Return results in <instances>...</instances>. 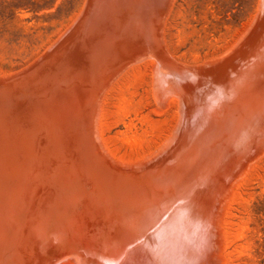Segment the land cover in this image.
<instances>
[{
	"label": "rangeland",
	"instance_id": "obj_1",
	"mask_svg": "<svg viewBox=\"0 0 264 264\" xmlns=\"http://www.w3.org/2000/svg\"><path fill=\"white\" fill-rule=\"evenodd\" d=\"M89 1L0 0V77L37 60L60 96L56 165L38 174L0 264H264V0ZM107 36L130 52L103 53ZM236 99L253 128L232 121L247 108ZM226 119L259 135L240 126L249 139L232 142Z\"/></svg>",
	"mask_w": 264,
	"mask_h": 264
},
{
	"label": "water",
	"instance_id": "obj_2",
	"mask_svg": "<svg viewBox=\"0 0 264 264\" xmlns=\"http://www.w3.org/2000/svg\"><path fill=\"white\" fill-rule=\"evenodd\" d=\"M60 96L39 62L0 77V256L11 244L38 174L54 165Z\"/></svg>",
	"mask_w": 264,
	"mask_h": 264
},
{
	"label": "bare ground",
	"instance_id": "obj_3",
	"mask_svg": "<svg viewBox=\"0 0 264 264\" xmlns=\"http://www.w3.org/2000/svg\"><path fill=\"white\" fill-rule=\"evenodd\" d=\"M96 1H98V0H96ZM96 1H95V2H96ZM113 1H114V0H113ZM115 1H116V0H115ZM136 1H137V0H136ZM143 1H144V5H145V4H148V2H149L150 4L153 3V1H152V2L147 1V0H143ZM143 1H142V2H143ZM167 1H168V0H167ZM88 2H90V1L88 0ZM117 2H118V1H117ZM129 2H130V0H129ZM134 2H135V1H134ZM157 2H158L157 4H159V3H161L162 1L158 0ZM140 3H141V1L139 2V4H140ZM89 4H90V6L93 5V4H91V3H89ZM89 4H88V5H89ZM98 4H100V3H97L96 5H98ZM154 4L156 5V7H157V9H158V6H159V5H157V4L155 3V0H154L153 5H154ZM86 5H87V4H86ZM96 5H95V6H96ZM148 5H149V4H148ZM95 6H94V7H95ZM119 6H120V5H119ZM132 6H133V5H132ZM142 6H143V4H142ZM160 6H161V4H160ZM160 6H159V7H160ZM97 7H98V6H97ZM120 7H121V6H120ZM156 7L154 6L153 8H155V9H152V11L154 10V12H155ZM126 8H127V7H126ZM129 8H131V7H129ZM133 8H134V7H133ZM135 8H136V7H135ZM135 8H134V9H135ZM137 8H138V7H137ZM140 8H141V7H140ZM89 9H90V8H89ZM92 9H93V7H92ZM131 9H132V8H131ZM138 9H139V8H138ZM94 10L97 11V9H95V8H94ZM94 10H93V11H94ZM128 10H129V9H128ZM132 10H133V9H132ZM89 11H90V10H89ZM122 11H123V10H122ZM129 11H130V10H129ZM126 12H128V11H126ZM130 12H131V11H130ZM135 12L137 13V11H135ZM163 12H164V11H163ZM163 12H162V13H163ZM121 13H122V12H121ZM128 13H129V12H128ZM139 13H140V12H139ZM160 13H161V12H160ZM123 15H124V13H123ZM130 15H131V14H130ZM120 16H121V15H120ZM135 16H136V15H135ZM135 16H134V18H135ZM137 16H138V15H137ZM118 17H119V16H118ZM149 17H150V16H149ZM120 18H121V17H120ZM125 18H127V17H125ZM137 19H138V18H137ZM140 19H141V18H140ZM149 19H150V18H149ZM128 20H129V19H128ZM124 21H125V20H124ZM131 21H132V20H131ZM131 21H130V24H131ZM87 22H88V21H87ZM121 22H122V21H121ZM121 22H120V23H121ZM127 22H128V21H127ZM127 22H126V23H127ZM150 22H153V21L150 20ZM120 23H118V24H120ZM124 23H125V22H124ZM126 23H125L124 25H127ZM133 23H134V21H133ZM138 23H139V22H138ZM153 23H156V22H153ZM130 24H129V25H130ZM78 25H79V24H78ZM131 25L133 26V24H131ZM153 25H155V24H153ZM127 26H128V25H127ZM76 27H77V26H76ZM113 27H114V26H113ZM122 27H123V26H122ZM124 27H126V26H124ZM130 27H131V26H130ZM136 27H137V26H136ZM139 27H140V26H139ZM142 27H143V26H142ZM150 27H151V26H150ZM150 27H149V28H150ZM126 29H128V28H126ZM139 29H141V28H139ZM129 30H131V28H129ZM135 30H136V29H135ZM120 31H121V30H120ZM126 31H127V30H126ZM141 31H142V30H141ZM146 31H147V30H146ZM121 32H122V31H121ZM124 32H125V31H124ZM132 32H133V31H132ZM138 32H139V31H138ZM144 33H145V30H144ZM144 33H143V34H144ZM71 34H72V33H71ZM71 34H70V35H71ZM113 34H114V33H113ZM125 34H127V33H125ZM129 34H130V33H129ZM145 34H146V33H145ZM149 34H150V33H149ZM151 34H153V33H151ZM122 35H124V33H123ZM136 35H137V34H136ZM136 35H135V36H136ZM140 35H141V34H140ZM146 35L148 36V34H146ZM146 35H145V36H146ZM155 35H156V34H155ZM155 35H153V37H154ZM120 36H121V35H120ZM143 36H144V35H143ZM143 36H142V37H143ZM145 36H144L143 38H145ZM70 37H71V36H70ZM107 37L110 38V36H107ZM117 37H118V36H117ZM130 37H131V35H130ZM140 37H141V36H140ZM151 37H152V36H150V37H146L147 39L143 40V43H144V41L146 42V41L148 40V38H150V42H152L153 40H151ZM155 37H156V36H155ZM131 38H132V37H131ZM135 38H138V36H136ZM143 38H142V39H143ZM154 39H155V38H154ZM156 39H157V38H156ZM156 39H155V42H156ZM67 40H68V39H67ZM108 40H109L110 42H111V41H112V42H111V44H106V45H104L103 47H101V50L103 51V53H105L106 51H109V50H111V49H112V53H113V49H114V53L117 52L119 55L124 54L123 52H122L121 54H120L119 52H121L122 49L124 50V48H125V50H126V46H127V44L124 45L125 43L123 44V43H122L123 41L118 40V39L115 38L114 36H111V38L108 39ZM123 40H124V39H123ZM157 40H158V39H157ZM161 40H162V39H161ZM161 40H160V41H161ZM127 41H128V40H127ZM127 41H126V42H127ZM137 41H138V39H137ZM139 41L142 42L141 40H139ZM260 41H261V40H260ZM260 41H259V43H260ZM130 42H131V48H132L133 46H132V41H131V39H130ZM130 42H129V43H130ZM158 42H159V41H158ZM158 42H156V43H158ZM161 42H162V41H161ZM261 42H262V41H261ZM259 43H258V44H259ZM70 44H71V43H70ZM145 44H146V43H145ZM159 44L161 45L160 42H159ZM159 44H158L157 46H159ZM162 44H164V43H162ZM260 44H261V43H260ZM63 45H65V44H62V46H63ZM128 45H129V44H128ZM135 45H136V46H139L137 43H136ZM140 45H141V44H140ZM149 45L151 46L152 44H149V43L146 44V46H148V48H150ZM263 45H264V44H263ZM62 46H61V47H62ZM123 46H124V48H123ZM142 46H143V45H142ZM146 46H145V47H146ZM259 46H260V45H259ZM58 47H60V46H58ZM61 47H60V48H61ZM165 47H166V46H165ZM60 48H59V49H60ZM65 48L68 49V47H65ZM91 48H92V47H91ZM94 48H95V47H94ZM138 48H140V47H138ZM138 48H137V49H138ZM154 48H155V47H154ZM160 48H161V46H160ZM259 48H261V46H260ZM92 49H93V48H92ZM92 49H91L90 51H93V52L90 54L89 61H88L89 66H90V70L88 71V73H89L88 75H89V76L91 75L90 72H92V63H93V61H94V58H96V55H97V54H98V56H99V54H100V52H98L99 50H98L97 48H95L94 50H92ZM133 49L135 50L136 48H133ZM152 49H153V48H152ZM165 49H166V48H165ZM254 49H256V48H254ZM56 50H57V49H56ZM65 50H66V49H65ZM120 50H121V51H120ZM125 50H124V52H125L126 54H127V52H130V50L128 51V49H127V52H126ZM156 50H157V49H156ZM159 50H160V49H159ZM258 50H259V49H258ZM132 51H133V50H132ZM142 51H143V48H142ZM151 51H152V50H151ZM161 51H162V50H161ZM256 52H257V54H258V51H256ZM256 52H254V55H256V54H255ZM89 53H90V52H89ZM152 53H153V52H152ZM157 53H158V52H157ZM160 53H161V52H160ZM160 53H159V54H160ZM166 53H167V52H166ZM166 53H163V52H162V56H161V54H160V57H159V56H156V58L159 57V58L161 59V57H166V56H168ZM118 54H117V55H118ZM137 54H138V53H137ZM153 54L155 55L156 53L154 52ZM159 54H158V55H159ZM163 54H166V55H163ZM247 54H248V53H247ZM262 54L264 55V52H263ZM87 55H88V54H87ZM142 55H144V54H142ZM256 56H257V55H256ZM48 57H49V56H48ZM259 57H260V56H259ZM259 57L257 58V60L254 59L255 57H254V58L252 57V58H253L254 60H256V61H259V60H258ZM261 57H262V56H261ZM167 58H168V57H167ZM167 58H166V59H167ZM242 58H243V57H242ZM246 58H247V57H246ZM87 59H88V58H87ZM161 60H163V59H161ZM168 60H170V59H167V62H168ZM244 60H245V59H244ZM44 61H45V60H44ZM122 61H123V60H122ZM171 61H172V60H171ZM256 61H255V62H256ZM167 62H166V63H167ZM86 63H87V62H86ZM88 63H87V65H88ZM163 63H164V62H163ZM168 63H169V62H168ZM80 64H81V67H82V63H80ZM176 64H177V63H176ZM176 64H175V65H176ZM41 65H42V64H41ZM78 65H79V64H78ZM165 65H166V64H165ZM173 65H174V64H173ZM178 65L180 66L181 64H178ZM178 65L172 67L171 64H170V66L172 67V69L175 68V67L178 68ZM242 65H243V64H242ZM242 65H241V66H242ZM244 65H245V64H244ZM76 66H77V65H76ZM160 66H161V65H160ZM167 66H168V65H167ZM181 66H182V65H181ZM251 66H252V64H250V67H251ZM79 67H80V66H79ZM83 67H84V66H83ZM167 68H169V66H168ZM183 68H184V67H183ZM183 68H179V69H183ZM251 68H252V67H251ZM251 68H249V69H250V70L255 69V68H253V69H251ZM172 69H171V68L167 69V70H168V71H167L168 74L170 73V71H172ZM184 69H185V68H184ZM238 69H239V68H238ZM238 69H237L236 72H238ZM241 69H242V67H241ZM249 69H247V71H248ZM80 70H81V69H80ZM169 70H170V71H169ZM235 70H236V67H235ZM243 70H244V69H243ZM250 70H249V71H250ZM256 70H257V69H256ZM173 71H174V69H173ZM244 71H246V70H244ZM244 71H242V72H240V73L243 74ZM263 71H264V70H263ZM83 72H84V71H83ZM184 72H185V71H184ZM190 72H191V71H190ZM251 72H252V71H251ZM186 73H187V72H186ZM244 73H245V72H244ZM246 73H247V72H246ZM253 73H255V72H253ZM170 74H174V73L171 72ZM178 74H179V73H178ZM180 74H181V73H180ZM190 74H191V73H190ZM88 75H87V76H88ZM175 75H176V73L174 74V76H175ZM182 75H183V74H182ZM188 75H189V74H188ZM248 75H249V74H248ZM177 76H178V75H177ZM183 76H184V75H183ZM185 76L188 77L187 75H185ZM189 76H190V75H189ZM207 76H208V75H207ZM207 76H206V77H207ZM214 76H215V75H214ZM253 76H254V75H253ZM180 77H181V75H180ZM192 77H193V75H192ZM200 77H201V79H202V76H200ZM206 77H204V79H205ZM247 77H248V76H247ZM178 78H179V77H178ZM190 78H191V76H190ZM193 78H194V77H193ZM193 78H192V79H193ZM221 78H222V77H221ZM240 78H241V77H240ZM87 79H88V78H87ZM185 79H186V78H185ZM194 79H195V78H194ZM223 80H224V79H223ZM227 80H228V79H227ZM229 80H230V78H229ZM234 80H235V79H234ZM237 80H240V79H237ZM187 81H189V77H188V80H187ZM197 81H198V80H197ZM214 81H215V80H214ZM230 81H231V80H230ZM190 82H192L191 79H190ZM210 82H212V81H210ZM216 82H217V81H216ZM220 82H221V81H220ZM220 82L218 81L217 83H218V84H221ZM222 82H223V81H222ZM226 82H227V81H226ZM232 82L234 83V82H236V81H232ZM194 83H195V82H194ZM206 84H207V83H206ZM208 84H209V82H208ZM222 84H223V83H222ZM222 84H221V85H222ZM231 84H232V83H231ZM198 85H199V84H198ZM201 85H202V84H201ZM212 85H213V84H212ZM221 85H220V86H221ZM226 85H227V84L225 83V86H226ZM238 85H239V83H238ZM97 86H98V85H97ZM223 86H224V84H223ZM228 86H229V85H228ZM232 86H233V85H232ZM237 88H238V87H237ZM216 89H217V86H216ZM219 89H221V88H219ZM222 89H223V88H222ZM222 89H221V90H222ZM207 90H208V89H207ZM210 90H211V89H210ZM239 90H240V89H239ZM89 91H90V90H89ZM96 91H97V89H96ZM96 91H95V92H96ZM213 91H214V90H213ZM216 91H217V90H216ZM219 91H220V90H219ZM95 92H94V93H95ZM211 92H212V91H211ZM211 92H210V94H208V95L211 96V94H212ZM217 92H218V91H217ZM91 94H92V92H91ZM203 94H204V93H203ZM81 95H82V93H81ZM94 95H95V94H94ZM189 95H190V94H189ZM228 95H229V94H228ZM82 96H83V95H82ZM89 96H90V95H89ZM92 96H93V94H92ZM226 96H227V95H226ZM226 96H225V98H226ZM235 96H236V95H234L233 97H235ZM238 96H239V95H238ZM202 97H203V96H202ZM231 97H232V96H231ZM241 97H242V96H241ZM77 98H78V97H77ZM85 98H86V97H85ZM92 98H93V97H92ZM212 98H213V97H212ZM212 98H211V99H212ZM216 98H217V97H216ZM218 98H219V94H218ZM221 98H222V97H221ZM228 98H229V97H228ZM239 98H240V96H239ZM239 98H238V99H239ZM244 98H247V97H244ZM90 99H91V98H90ZM231 99H233V98H231ZM238 99H236V100H238ZM205 100H206V98H205ZM212 100H213V99H212ZM225 100H226V99H225ZM227 100H228V102H229L230 99H227ZM227 100H226V101H227ZM241 100H244V99H241ZM246 100H247V99H246ZM207 101H208L207 103H209V102L211 103V102H212V101H210V100H207ZM234 101H235V100H234ZM238 101H240V100H238ZM202 102H203V101H202ZM230 102H232V101L230 100ZM230 102H229V104H230ZM203 103L206 104L205 102H203ZM222 103H223V102H222ZM224 103H225V102H224ZM235 103H236V102H235ZM239 103H241V104H242V103L245 104V101H244V102H241V101H240V102H238V104H239ZM263 103H264V102H263ZM263 103H261V104H262V106L264 107V104H263ZM83 104H84V103H83ZM83 104H82V105H83ZM212 104H215V100H214V103H212ZM218 104H219V102H218ZM229 104H222V105H226L227 107L230 106V108H231V106H233V105H229ZM246 104H247V101H246ZM246 104H245V106H247V108L243 105V106L246 108L245 111H243L244 108L242 107V108H243V109H242V111H243L242 114H241V110L238 111V110H239L238 107H237V109H235V110H237L238 112H240L239 115L241 114V115H242V118H241V120H239L240 118L238 119V118L236 117L238 120H236V119H232V121L234 120L233 122H237V121H241V122H242V120H245V119L247 118V115H249L248 113H250V112L248 111V110H249V106L246 105ZM206 105H208V104H206ZM216 105H217V103H216ZM222 105H221V106H222ZM209 106H210V104H209ZM217 106H218V105H217ZM221 106H220V107H221ZM234 106H236V105H234ZM238 106L241 107V105H238ZM262 106H260V109H261L262 111H260L259 108H258L259 110H258V109L256 110V112L259 111V113L257 112V114H259L260 117H263V116H264V115L262 116V113L264 112V109L261 108ZM190 107H191V106H190ZM200 107H202V106H200ZM210 107H211V106H210ZM210 107H209V108H210ZM212 107H213V106H212ZM215 107H216V106H215ZM220 107H219V108H220ZM222 107H223V106H222ZM257 107H258V105H257ZM257 107H256V108H257ZM207 108H208V107H207ZM223 108H224V107H223ZM251 108H252V107H251ZM201 109H202V108H201ZM203 109H204V108H203ZM205 109H206V108H205ZM205 109H204L203 111H205ZM217 109H218V108H217ZM224 109L226 110V108H224ZM224 109L220 108L219 111H222V110H224ZM233 109H234V108H233ZM253 109H254V110H252V111H255V108H253ZM229 110H231V109H228V112H229ZM235 110H234V111H235ZM209 111H210V110H209ZM206 112H207V109H206ZM230 112H231L230 114H232V110H231ZM238 112H237V113H238ZM256 112H255V113H256ZM260 112H261V114H260ZM208 113H209V112H208ZM208 113H207V114H208ZM211 113H212V112H211ZM218 113H219V112H218ZM218 113H216V111H215V113L212 114V115L216 116L215 114H218ZM221 113H222V112H221ZM224 113H225V112L223 111V113L221 114V116H223ZM226 113H227V112H226ZM237 113H234V112H233L232 116H233V115L236 116ZM243 113L246 114V116L243 115ZM255 113H254V115H252V116H253V119H254V116H255V117L257 116V115H255ZM190 114H191V113H190ZM207 114H206V115H207ZM230 114H229V115H230ZM202 115H203V114H202ZM212 115H210V116H212ZM229 115H228V116H229ZM230 116H231V115H230ZM232 116H231V117H232ZM250 116H251V115L248 116V117H249V118H248L249 120H248L247 122H245L247 125H248L249 122H251ZM204 117H205V114H204L203 118H204ZM207 117H209V116H207ZM218 117H219L218 119L221 118L220 115H218ZM257 117H259V116H257ZM186 118H187V117H186ZM203 118H201L200 121H202ZM210 118H211V117H210ZM212 118H213V117H212ZM223 118H224V116H223ZM251 118H252V117H251ZM204 119H205V118H204ZM204 119H203V120H204ZM216 119H217V118H215V122H219V120L217 119L218 121H216ZM229 119L231 120V118H229ZM262 119H263V118H262ZM188 120H189V118H188ZM206 120H207V119H206ZM210 120H211V119H210ZM210 120H208V122H210ZM220 120H221V119H220ZM224 120H225V119H224ZM224 120H223V121H224ZM230 120H227V119H226V122H227V123L229 122V125H228L227 123H225V121H224V123H225L226 125H225L224 123H223V124L226 126V127L224 126L225 128L229 127V129L232 131V133H231V131L228 132V131H229L228 128H227L226 130H225V128H221L222 130L224 129L223 132H226L228 135H226V134H224V133H223V134H224L225 136H229V133L232 134V135H231V137L233 136V138H232L233 141H232V142H235V140L238 139L237 143L240 144V143H242V141H241V140H243L242 138H245V141L247 142V140L249 139L248 136L250 135V134L248 135L247 133H248V132L251 133V132H252V129H251V128L248 129V132L245 131V129H247L246 127H248V126H246V125L243 123V122H244V121H243V122H242V123H243L242 125H245V127H244V126H241V124L239 123L238 125H240L241 128H240V126H239V127L235 128V130H236V131H235V130L232 128V127H233V122H231ZM235 120H236V121H235ZM204 121H205V120H204ZM204 121H203V122H204ZM245 121H246V120H245ZM252 121H253V120H252ZM260 121H261V120H260ZM260 121H259V122H260ZM263 121H264V120H262V122H263ZM191 122H192V121H191ZM198 122H199V121H198ZM203 122H202V123H203ZM208 122H206V123H208ZM212 122H213V120H212ZM230 122H231V123H230ZM210 123H211V122H210ZM237 123H238V122H237ZM200 124H201V123H198V125H200ZM211 124H212V123H211ZM216 124H217V123H216ZM216 124H215L214 126H217ZM218 124H219V123H218ZM220 124H221V122H220ZM252 124H253V122H252ZM198 125H197V126H198ZM203 125H204V124H203ZM212 125H213V124H212ZM221 125H222V124H221ZM227 125H228V126H227ZM231 125H232V126H231ZM238 125L234 123V126H238ZM249 125H250V123H249ZM96 126H97V125H96ZM187 126H188V124H187ZM187 126H186V127H187ZM210 126H211V125H210ZM250 126L252 127V125H250ZM188 127H189V126H188ZM188 127H187V128H188ZM199 127H200V126H199ZM202 127H203V126H202ZM221 127H222V126H221ZM243 127L245 128L244 131H243ZM203 128H204V127H203ZM209 128H210V127H208V125H207V128H206V126H205V130H206V129L209 130ZM216 128H217V127H214L213 129L215 130ZM218 128H219V126H218ZM218 128H217V129H218ZM231 128H232L233 130H232ZM239 128H240L241 130H240ZM252 128H253V127H252ZM254 128H255V127H254ZM260 128H261V124H260ZM196 129H198V128H196ZM200 129H201V128H200ZM238 129H239V131H241V132H242V131L245 132L246 135H248V136L246 137V135H244V133L242 134V133H240L239 131H237ZM257 129L259 130V128H257V127L255 128V130L257 131V133L253 130V132L251 133V135H253L254 132H255V133L257 134V136H258V135H259L258 133H259L260 130L258 131ZM198 130H199V129H198ZM211 130H212V128H211ZM211 130H209V131H211ZM214 130H212V131H214ZM227 130H228V131H227ZM98 131H99V130H98ZM185 131H186V130H183L184 133H185ZM202 131H203V129H202ZM202 131H201V132H202ZM219 131L222 132L221 130H219ZM219 131H218V132H219ZM233 131H234V133H236V134H233ZM207 132H208V131H206V133H207ZM214 132H217V131H214ZM202 133H203V132H202ZM209 133H210V132H209ZM239 133H240V135H239ZM212 134H213V133H212ZM214 134H215V133H214ZM219 134H220V133H219ZM219 134H218L217 138L219 137ZM221 134H222V133H221ZM221 134H220V139H219V141H221V137H224V135H223V134L221 135ZM256 134H254V135L256 136ZM198 135H199V134H198ZM198 135H197V137H198ZM202 135H203V134H202ZM204 135H205V134H204ZM209 135H210V134H209ZM234 135H236L237 138H236ZM238 135L241 136V139H240V137H238ZM242 135H243L244 137H243ZM205 136H207V135H205ZM210 136H212V135H210ZM215 136H216V135H215ZM200 137H201V136H200ZM229 137H230V136H229ZM249 137H251V136H249ZM198 139H199V138H198ZM215 139H216V138H215ZM246 139H247V140H246ZM239 140L241 141L240 143H239ZM203 141H204V140H203ZM245 141L243 142L244 144H245ZM249 141H250V140H249ZM213 142H214V141H213ZM213 142H212V143H213ZM215 142H217V141H215ZM215 142H214V144H215ZM232 142H231V143H232ZM205 143H206V142H205ZM207 143H208V142H207ZM225 144H226V143H225ZM249 144H250V143H249ZM173 145H174V144H173ZM194 146H195V145H194ZM202 146H203V145H202ZM213 146H214V145H213ZM233 146H235V144H234ZM211 147H212V145H211ZM231 147H232V146H231ZM235 147L238 148V146H235ZM235 147H232V149L235 148ZM239 147H240V149H242L241 147H243V146L241 145V146H239ZM237 148H236V153L239 151V150L237 151ZM247 148H248V147H247ZM171 149H172V148H171ZM210 149H212V148H210ZM229 150H231V149H228V152H229ZM214 151H215V150H214ZM231 152H232V150H231ZM102 153H103V152H102ZM197 154H198V153H197ZM199 154H201V153H199ZM209 154H210V153H209ZM173 155H174V154H173ZM173 155H172V156H173ZM204 155H205V154H203L202 156H204ZM210 155H211V154H210ZM212 155H213V154H212ZM233 155H234V153H233ZM202 156H201V157H202ZM174 157H175V155H174ZM207 157H208V156H207ZM232 157H233V156H232ZM203 158H204V157H203ZM205 158H206V157H205ZM217 159H218V157H217ZM199 160H200V159H199ZM208 160H209V159H208ZM195 161H197V160H195ZM209 161H210V160H209ZM214 161H215V160H214ZM198 162H199V161H198ZM206 162H207V161H206ZM206 162H204V163H206ZM230 162H231V161H230ZM204 163H203V164H204ZM158 164H159V163H158ZM192 164H193V163H192ZM211 164H212V163H211ZM222 164H223V163H222ZM69 165H70V164H69ZM199 165H200V164H199ZM195 166H196V165H195ZM205 166H206V165H205ZM217 166H218V165H217ZM228 167H229V166H228ZM228 167H227V168H228ZM125 168H126V167H125ZM202 168H203V166H202ZM213 168H214V167H213ZM206 169H207V168H206ZM220 169H221V168H220ZM223 169H224V168H223ZM195 171H196V170H195ZM71 172H72V171H71ZM70 174H71V173H70ZM192 174H194V173H191V175H192ZM145 175H146V174H145ZM199 175H200V174H199ZM209 175H210V174H209ZM139 177H140V175H139ZM193 177H194V175H193ZM195 177H196V175H195ZM107 178H108V177H107ZM189 178H190V177H189ZM212 178H213V177H212ZM103 179H104V178H103ZM138 179H139V178H138ZM208 180H209V179H208ZM216 180H217V179H216ZM188 182H189V181H188ZM205 184H206V183H205ZM192 185H193V184H192ZM202 185H203V184H202ZM207 186H208V185H207ZM211 186H212V185H211ZM211 186H210V187H211ZM171 187H172V186H171ZM205 189L207 190V188H205ZM208 189H209V187H208ZM192 190H193V189H192ZM195 190H196V189H195ZM203 190H204V189H203ZM209 190H211V188H210ZM160 191H161V190H160ZM121 192H122V191H121ZM190 192H191V191H190ZM193 192H194V190H193ZM35 193H36V192H35ZM200 193H201V192H200ZM209 193H210V191H209ZM184 194H185V193H184ZM186 194H187V193H186ZM197 194H198V193H197ZM197 194H196V195H197ZM201 194H202V193H201ZM204 195H205V196L208 195V194H207V191H206V193H204ZM38 196H39V195H38ZM197 197H198V196H197ZM202 197H203V194H202ZM202 197H200L199 199L201 200ZM204 198H205V197H204ZM133 199H134V198H133ZM196 199H198V198H196ZM202 199H203V198H202ZM194 201H195V200H194ZM189 203H190V202H189ZM199 203H201V202H199ZM46 204H47V203H46ZM196 204H197V202H196ZM189 205H190V204H189ZM196 206H197V205H196ZM196 206H195V203H194V206H192V210L194 209L193 207H196ZM189 209H191V208H189ZM194 211H195V210H194ZM32 213H33V212H32ZM174 213H175V212H174ZM186 214H187V213H186ZM186 214H185V215H186ZM192 214H193V213H192ZM192 214H191V215H192ZM34 215H35V214H34ZM171 215H172V214H171ZM176 216H177V215H176ZM176 216H175V217H176ZM160 217H161V216H160ZM171 217H172V216H171ZM191 217H194V215H192ZM182 219H183V218H182ZM159 220H160V219H159ZM161 220H163V219H161ZM190 220H191V219H190ZM163 221H164V220H163ZM165 221H166V220H165ZM165 221H164L163 223H165ZM168 221H169V220H168ZM174 221H175V220H174ZM170 222H171V221H170ZM168 223H169V222H168ZM179 223H180V222H179ZM183 223H184V222H183ZM25 226H26V225H25ZM25 226H24V227H25ZM172 226H174V225H172ZM180 229H181V228H180ZM170 232H171V231H170ZM25 236H26V235H25ZM29 238H30V237H29ZM170 238H171V237H170ZM165 240H166V239H165ZM175 240H176V239H175ZM31 241H32V240H31ZM26 242H27V241H26ZM32 242H33V244H34V241H32ZM32 242H31V243H32ZM35 243H36V242H35ZM42 243H43V242H42ZM19 244H20V243H19ZM57 244H58V243H57ZM184 244H185V243H184ZM17 245H18V244H17ZM26 245H28V244H26ZM36 245H37V243H36ZM29 246H30V245H29ZM32 246H33V245H32ZM23 247L25 248V246H23ZM34 247H35V246H34ZM54 247L56 248V246H54ZM181 247H182V246H181ZM185 247H186V246H185ZM25 249H26V248H25ZM33 249H34V248H33ZM33 249H32V251H33ZM53 249H54V248H53ZM36 250H37V248H36ZM58 250H59V248H58ZM22 251H23V250H22ZM29 251H30V250H29ZM26 252H27V251H26ZM102 252H103V251H102ZM54 253H55V251H54ZM66 253H67V252H66ZM24 255H25V254H24ZM61 255H63V253H62ZM185 255H186V254H185ZM54 256H55V254H54ZM54 256H53V257H54ZM21 257H22V256H21ZM59 257H60V256H59ZM69 257H70V256H69ZM180 258H181V257H180ZM180 258H179V259H180ZM53 260H54V259H53ZM183 260H184V259H183ZM16 261H17V260H16ZM56 261H57V260H56ZM77 261H78V259H77ZM178 261H179V260H178ZM54 262H55V261H54ZM55 263H56V262H55ZM55 263H54V264H55ZM80 263H81V262H80ZM180 264H181V263H180Z\"/></svg>",
	"mask_w": 264,
	"mask_h": 264
}]
</instances>
